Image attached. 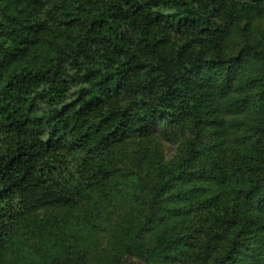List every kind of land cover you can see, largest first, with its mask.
Segmentation results:
<instances>
[{
	"label": "trees",
	"instance_id": "16d2710c",
	"mask_svg": "<svg viewBox=\"0 0 264 264\" xmlns=\"http://www.w3.org/2000/svg\"><path fill=\"white\" fill-rule=\"evenodd\" d=\"M233 1L244 0H0V264H79L75 252L91 238L68 232L59 215L28 219L30 209L69 204L74 189L60 172L68 155L98 157L129 137L146 135L173 145L176 154L154 169L140 203L110 232L96 264H188L192 248L215 250L193 264H233L248 254L239 238L250 229L243 224L236 232V217L223 225L217 213V221L206 218L200 227L195 215L186 235L171 221L192 180L226 179V170L249 154L234 146L228 156L207 160V150L210 156L224 150L223 109L234 113L230 137L254 138L257 145L264 138L259 118L249 116L243 129L238 123L248 108L244 91L263 90L262 81L247 80V64L253 57V65L259 61L264 68V54L245 43L220 56L219 12ZM49 27L78 33L52 56L22 64ZM229 93L239 98L225 100ZM263 93L252 98L253 109ZM249 157L240 169L252 165ZM258 171L247 170L235 199L251 200L262 215ZM102 174L94 168L90 185L99 184ZM83 213L85 229L95 228L89 212ZM25 219L26 235L17 236ZM251 230L255 235L260 228ZM198 232L205 238L196 244ZM26 237L35 241L36 260L23 250Z\"/></svg>",
	"mask_w": 264,
	"mask_h": 264
},
{
	"label": "rangeland",
	"instance_id": "374dc122",
	"mask_svg": "<svg viewBox=\"0 0 264 264\" xmlns=\"http://www.w3.org/2000/svg\"><path fill=\"white\" fill-rule=\"evenodd\" d=\"M228 3V8H226L225 12H219L220 17L218 18L220 25L224 24V30L221 34L223 39L222 47L220 48L221 58L234 54L245 43H249L253 47L254 52L264 54V4L253 3L251 0L233 1L231 5L230 2ZM231 19H235L237 22L234 21L233 24H230ZM77 33V28L61 30L49 27L45 29L37 42L29 48L21 63L33 64L52 56L58 49L59 44L70 41V37L75 36ZM52 35L54 36L53 39ZM208 51L205 50V54ZM250 52L253 53L252 50ZM251 60L247 64V68H251L248 70L247 80L262 81L258 83L262 84V91H264V68L259 65V61L257 66H254L253 57ZM262 91L261 89L253 90L251 88L244 91L245 94L243 93V96L249 99L248 108L240 113L241 118L238 120L239 126L243 129L244 127L246 128L244 121L249 116H253L255 119L259 118L261 121L260 128L262 129L260 135L263 134L262 127H264V93L262 94L261 105L254 106L255 109H253L252 98ZM230 98L231 100L238 99L239 95L232 96L229 93L225 100L230 101ZM223 111L226 121L224 150L219 151L217 156L214 154L210 156V151L207 150V160L212 161L213 159L216 160L217 158L228 156L230 148L234 146L236 150L249 151V154H242V165L230 167L226 170L224 174L226 179L215 176L210 178L212 180L204 179V177L192 180L189 184L192 190L186 192L183 189L185 193L181 196V203L178 204V212L172 216L171 221H177L178 225L175 230L181 235H186L188 231L191 233V228L193 225L195 226V223L191 226L192 221L195 220V215L198 217L197 221L200 227L205 225L206 218H208L209 222L211 220L217 221V213H219V221L223 225H227L228 222H231L236 217L238 219L237 226L234 225V227L238 228L235 230L236 232H239V227L243 224L248 225L250 230L259 226L260 233L257 232L254 235V231L249 230L244 237L239 238V241H242L244 245L243 252L245 253L248 250V254L245 256L241 254L240 258L233 264H264V213L262 215L259 214L251 200L241 201L235 199V190L242 185L244 178H246L247 170L258 169L259 171L255 172L254 175L259 176L260 180L264 181V138L262 137L258 143L259 145L256 144L254 138L250 141L244 140L246 136L238 137L236 140L233 139L230 137L229 122L234 113L228 109H223ZM256 128L258 129L259 127ZM256 128L255 131L257 130ZM232 133L234 136L235 131ZM247 137L249 136L247 135ZM211 144L212 142H210V146ZM176 150L173 145L166 144L153 135H146L129 137L115 144L110 151L98 157L87 159L80 152L70 154L67 157L66 164H63L60 168L61 176L68 178L74 189V196L69 200V204L54 208H33L30 209V214H28L29 217L27 218L42 220L44 216L50 215L63 217L68 226V232L70 230L74 231L75 234L79 232L81 239L91 238L90 240L93 242L87 248L80 246L81 250L75 252L74 259L79 264H96L98 258L105 256L110 232L117 225L124 223L128 210L135 208L140 203L144 191L147 189L146 184L153 177L154 169L172 159L176 154ZM250 155L252 165L249 168L240 169ZM97 167L103 170V177L99 184L92 186L90 185L93 182L91 171ZM83 211L89 212L90 216H92L93 221L90 223L95 228L85 229L87 218H85L86 214ZM28 219L22 221L20 225L21 232L17 236L22 233L24 236L26 235L27 223L25 221H28ZM181 227L186 229V231L184 230L185 233H181ZM188 227L191 228L189 229ZM201 232H198L196 244L205 238ZM192 234L195 235L193 231ZM33 240L26 237L21 242L23 250L28 257L36 260L39 258V253H33L36 245ZM252 245L256 248V252L252 251ZM178 247H182V243H179ZM177 248L176 251H179ZM200 251L192 248L186 263L193 264L196 259L212 256L215 252L213 249H204L203 253ZM207 258L210 259V257ZM23 264L30 263L25 262ZM135 264H143V262L136 260Z\"/></svg>",
	"mask_w": 264,
	"mask_h": 264
}]
</instances>
